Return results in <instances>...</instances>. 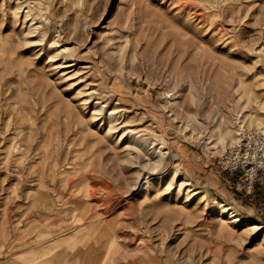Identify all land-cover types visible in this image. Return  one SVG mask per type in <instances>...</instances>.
Wrapping results in <instances>:
<instances>
[{
	"label": "rangeland",
	"instance_id": "374dc122",
	"mask_svg": "<svg viewBox=\"0 0 264 264\" xmlns=\"http://www.w3.org/2000/svg\"><path fill=\"white\" fill-rule=\"evenodd\" d=\"M259 103L264 0H0V209L113 229L114 264H264V185L214 165Z\"/></svg>",
	"mask_w": 264,
	"mask_h": 264
},
{
	"label": "crops",
	"instance_id": "0c3cea01",
	"mask_svg": "<svg viewBox=\"0 0 264 264\" xmlns=\"http://www.w3.org/2000/svg\"><path fill=\"white\" fill-rule=\"evenodd\" d=\"M15 210L9 203L0 209V264L83 263L82 255L72 251L73 233L61 235L55 222H43L48 213L26 211L22 217Z\"/></svg>",
	"mask_w": 264,
	"mask_h": 264
},
{
	"label": "built area",
	"instance_id": "2783aa9c",
	"mask_svg": "<svg viewBox=\"0 0 264 264\" xmlns=\"http://www.w3.org/2000/svg\"><path fill=\"white\" fill-rule=\"evenodd\" d=\"M214 165L231 180H239L247 191L252 192L257 183L264 185V128L253 126L241 131Z\"/></svg>",
	"mask_w": 264,
	"mask_h": 264
},
{
	"label": "bare ground",
	"instance_id": "6f19581e",
	"mask_svg": "<svg viewBox=\"0 0 264 264\" xmlns=\"http://www.w3.org/2000/svg\"><path fill=\"white\" fill-rule=\"evenodd\" d=\"M257 110H260V109H263L264 108V105L263 104H261V103H259L258 105H257ZM250 116H252V118H253V114H250ZM255 116V115H254ZM256 126H254V127H258V128H264V127H262V123H258V124H255ZM225 137V136H224ZM139 141V140H138ZM140 142V141H139ZM146 150H148V151H150L148 148L146 149ZM162 157H164V155H161V156H159V160L161 161L162 160ZM159 162V161H158ZM253 181V178H251L250 179V183ZM251 186V185H250ZM87 197V196H86ZM220 206L222 207V208H224L225 209V211H228V212H230L231 210H233L234 208L232 207V206H230L229 204H227V203H221L220 204ZM85 210V213H86V209H84ZM74 211V210H73ZM83 210H81V212L78 214L79 216L83 213L82 212ZM235 212H236V210H235ZM234 211L231 213V217L234 219V221H236V222H240V220H242V219H244V217L245 216H243L241 213H239V214H236ZM238 212H240V210L238 211ZM84 214V213H83ZM88 214V213H87ZM56 215H57V217H58V219H60V220H63V219H67V217H68V214L67 213H65V212H63V213H61V211H57L56 212ZM94 217H96V216H94ZM90 218H92V217H90ZM77 219V218H76ZM80 219V218H79ZM82 219V218H81ZM65 222V221H64ZM101 224L99 225V226H95V228L93 229V230H91V233H90V235H88L85 239H84V241H83V243H81V238L80 239H78L77 240V242H76V245L75 246H73V248H72V251L74 252V253H79V254H81L82 255V260H83V263L82 264H114V261H113V259H112V257H113V255H112V257H111V255L110 254H112V245H111V247H110V244H112L111 242L110 243H107V241L105 242H103V241H101V239H102V235H105L104 233H107V234H111V232H113V229H111V231H109V232H107L106 230H104V229H102L101 227ZM63 227V226H62ZM61 227V228H62ZM251 227H253V228H258V229H260V228H263V226L262 225H259L258 223H255V224H253V226H251ZM66 228V227H65ZM60 230H62V229H60ZM64 230V229H63ZM75 233V232H74ZM80 234V233H79ZM106 234V235H107ZM76 235V234H75ZM75 235H73L72 237H77V236H75ZM78 235V234H77ZM112 236H114V234L112 235ZM86 239H88V241L85 243V240ZM80 240V241H79ZM107 240H109V239H107ZM72 243V242H71ZM87 243H89V244H87ZM117 243V242H116ZM49 244V243H48ZM82 244H84V246H82ZM50 245H51V243H50ZM50 245H47V246H50ZM118 245H119V243H118ZM96 246H98V247H105L106 248V251L105 252H103V253H101V252H98V250H97V248H96ZM117 248H118V246H116ZM69 251V250H68ZM72 252V253H73ZM90 252V253H89ZM55 254V253H54ZM66 255V254H65ZM55 258V257H54ZM91 260H92V262H91ZM121 260H123V259H121ZM65 262V261H64ZM116 262H118V260L116 261ZM57 264V263H56ZM66 264V263H65Z\"/></svg>",
	"mask_w": 264,
	"mask_h": 264
}]
</instances>
